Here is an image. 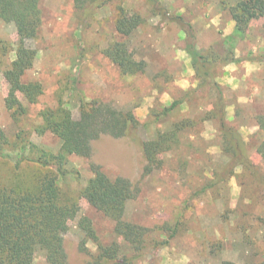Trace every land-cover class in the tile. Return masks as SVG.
Wrapping results in <instances>:
<instances>
[{
	"label": "rangeland",
	"instance_id": "obj_1",
	"mask_svg": "<svg viewBox=\"0 0 264 264\" xmlns=\"http://www.w3.org/2000/svg\"><path fill=\"white\" fill-rule=\"evenodd\" d=\"M235 1L224 0L226 4ZM118 3L144 18L126 38L114 29ZM40 8L38 36L27 41L37 55L22 80H37L43 89L34 103L21 92L17 94L26 107L19 122L5 106L8 84L3 77L14 59L10 49L17 33L13 23L0 21V39L6 45L5 53L0 49V126L5 133L12 137L21 127L31 130L32 142L55 152L61 143L58 137L34 130L41 123L42 109L62 104L77 116L81 99H99L132 110L139 122L135 136L102 134L92 141L90 157L69 156L61 179L64 190L78 191L93 175L92 163L111 177L129 179L136 195L126 203L125 218L149 229L140 264L264 263V159L257 153L264 134L255 120L264 112V15L253 19L244 35H236L220 0H109L94 7L85 22L74 0H41ZM174 14L182 20L170 18ZM114 39L126 40L132 57L145 60L143 72L124 76L103 55L101 49ZM188 40L202 53L212 49L224 54L232 49L237 57L256 54V60L262 58L214 69L228 104V121L242 136L254 169L237 166L225 181L197 196L193 192L208 179L228 174L229 158L222 149L216 120L201 118L211 109L215 92L206 85L195 88L184 50ZM174 99L183 102L156 121L154 110ZM183 118L192 119L193 125L184 130L179 143L160 155V167L147 170L135 137L152 139L157 130L171 129ZM8 153L13 154L9 149ZM12 169L10 160L0 158L1 175H10ZM79 205L80 211L64 234L71 264H84L96 252L92 240H86V250L79 248L84 238L77 225L81 216L91 219L102 242L121 241L112 230V220L83 198ZM172 228L176 229L173 234ZM166 238L167 245L155 246L156 240ZM31 264H46L42 253Z\"/></svg>",
	"mask_w": 264,
	"mask_h": 264
},
{
	"label": "trees",
	"instance_id": "obj_2",
	"mask_svg": "<svg viewBox=\"0 0 264 264\" xmlns=\"http://www.w3.org/2000/svg\"><path fill=\"white\" fill-rule=\"evenodd\" d=\"M40 1L0 0V21L13 23L17 33L16 43L10 49L14 51V59L4 69L3 77L8 84L5 106L18 122L19 117L26 113V107L17 94L21 92L28 102L34 103L43 89L37 80H22L24 73L33 66L37 55V50L30 47L27 41L38 36L42 24ZM108 1L74 0V4L78 11L81 10L85 22L94 7L102 6ZM220 1L229 14L230 22L234 26L233 33L236 35H244L251 21L264 15V0H237L233 4ZM163 10L166 14L165 8ZM170 18L182 20L179 14L170 15ZM143 22L141 14L128 10L120 3L116 4L114 29L120 37H128ZM1 42L0 39L3 54L6 52L3 50L6 45ZM184 50L194 72L195 88L206 85L215 92L211 109L201 118L216 120L222 149L229 158L228 174L215 175L208 179L193 192L192 195L197 196L225 181L237 166L254 169L247 156L242 136L228 121V104L215 78L214 69L218 65L226 67L243 60L259 61L262 58L256 60V54L251 57H237L232 49L224 54L216 53L212 49L202 53L193 40H188ZM101 52L124 76L143 72L146 67L145 60L132 57L124 39H114ZM182 102L181 99H174L168 105H162L161 109L154 110L155 120L166 118ZM39 115L41 123L34 130L39 134L50 132L58 137L61 143L55 152L32 142L31 130L21 127L14 136L9 137L0 126V158L8 159L13 164L10 175L0 174V264H31L38 252L42 253L46 264H71L64 248V234L71 219L80 211V198L112 220V230L121 238V241L113 239L107 243L102 242L91 219L81 216L77 225L83 231L84 238L81 239L79 248L86 250V240H92L96 246V252L84 264H140L138 259L149 243V229L125 218L126 203L136 195L130 180L123 176L111 177L99 165L92 163L90 167L93 175L78 191L66 192L61 185L69 156L90 157L92 141L100 135L135 136L139 122L133 111L118 109L99 99H81L77 116L62 104L46 107ZM255 120L264 134V112L257 114ZM193 123L192 119L183 118L174 122L171 129L157 130L152 139L142 140L135 137L146 162L145 168L152 170L160 167V155L179 143L184 130ZM8 149L13 152L12 155H9ZM257 153L264 159V138L257 146ZM174 230L176 229L172 228V234ZM154 244L156 247L165 246L168 239L156 240ZM221 264L234 263L223 260Z\"/></svg>",
	"mask_w": 264,
	"mask_h": 264
},
{
	"label": "crops",
	"instance_id": "obj_3",
	"mask_svg": "<svg viewBox=\"0 0 264 264\" xmlns=\"http://www.w3.org/2000/svg\"><path fill=\"white\" fill-rule=\"evenodd\" d=\"M248 69V68H247ZM246 74V73H245Z\"/></svg>",
	"mask_w": 264,
	"mask_h": 264
}]
</instances>
